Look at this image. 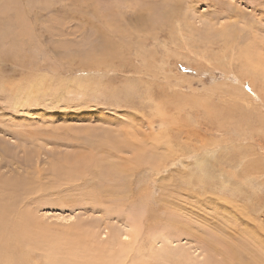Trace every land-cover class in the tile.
<instances>
[{"label": "rangeland", "instance_id": "rangeland-1", "mask_svg": "<svg viewBox=\"0 0 264 264\" xmlns=\"http://www.w3.org/2000/svg\"><path fill=\"white\" fill-rule=\"evenodd\" d=\"M15 1L28 25L19 33L9 5L0 0V144L15 158L0 173L22 176L37 167L48 182L52 162L95 154L88 148L93 137L114 136L128 149L94 156L123 168L112 182L89 174L33 194L40 197L34 215L60 237L36 233L37 239L20 246L25 252L10 246L12 263L102 264L119 247L95 241L106 240L107 229L121 234L135 210L143 214L139 243L124 264L149 251L154 263L144 264H173L159 256L165 245L170 252L183 248L192 264L210 254L220 257L206 248L202 238L208 237L245 246L243 254L256 253L264 264V76L245 69L256 55L264 57V0ZM109 21L112 33L128 40L120 57L76 56L99 40ZM108 35L119 42L121 35ZM257 41L260 50L252 45ZM136 144L146 156L137 163L129 148ZM101 183L114 186L122 199L112 194L91 205L85 196ZM184 202L189 211L203 209L202 217L186 213L179 207ZM111 208L117 210L109 214ZM172 213L200 238L165 226ZM154 237L162 240L152 243ZM44 239L58 244L56 252L37 249Z\"/></svg>", "mask_w": 264, "mask_h": 264}, {"label": "bare ground", "instance_id": "bare-ground-1", "mask_svg": "<svg viewBox=\"0 0 264 264\" xmlns=\"http://www.w3.org/2000/svg\"><path fill=\"white\" fill-rule=\"evenodd\" d=\"M5 1H6V5H9V10H11V12L9 14V16H10L9 18H11V20H13L14 23L16 24L17 29L20 31V32L19 31L18 32L19 33L27 32V29L25 27H27L28 24L26 23L25 13L19 7V3L17 1H15V0H5ZM61 7H62L61 5H58L54 10H58ZM136 12H137V10H136ZM140 12L141 11H139V13ZM33 16H40V13L34 12V15ZM146 17H147V15H146ZM104 21H106V20L104 19ZM105 25L108 28L107 29L106 27H104V31L106 33L105 32H99L98 33L100 35L99 40L96 41V42H93L91 44V48L88 51H86V52H80V53H76L75 52L76 56H78L82 60H86V59H89V58H91L93 60L94 59H101V58H106L107 60H111V59L120 57V52H121V49L120 48H123V46L126 45V43H127L128 40H127V38L124 35L122 36L120 33H119V35L112 33L114 31L113 28H112V25H113V22L112 21H109V22L105 23ZM231 25H233V24H231ZM22 28H24V29H22ZM99 28H101V27H99ZM217 33L219 35H221L220 32L217 31ZM226 33H227V30H226L225 34ZM230 33H229V35H231ZM105 34L106 35L109 34L110 36H113V35L114 36L115 35L120 36L121 35L119 37L120 40H118L119 42L114 43L113 41H111L112 39L110 40L111 37L109 38ZM223 34H224V32H223ZM16 36H17V34H16ZM204 36H205V34H204ZM220 38H222V37H220ZM223 39H225V38H223ZM255 39H256V37H255ZM231 40H235V39H231ZM208 41L209 40H207V42ZM216 41H214V42H216ZM224 41L226 42V40H224ZM229 41H228V44L231 43V42L229 43ZM212 43L213 42H211V44ZM255 43H256V41H255ZM258 43L259 42L257 41V44H252V43L251 44L252 45H255V47H256V45H259L260 44V43L259 44ZM259 48H261L260 45L258 46V49ZM255 49H257V48H255ZM255 49H254L253 52L256 51ZM228 50H230V49H228ZM225 52H226V50H225ZM244 52L245 51H242L241 52L242 55H244L247 58V60H249L248 58H251V56L247 57L249 54L247 52H245V53ZM238 54H239V52H238ZM262 56H264V55H262ZM230 58H231V56H230ZM261 58H264V57H261ZM261 58H260L259 55H256L255 56V60H254L256 63L255 62L251 63L252 61L251 62L250 61H247L246 64H248V66L246 65L245 66V69L247 67L248 68V72L250 74L259 75V76H262L263 75L264 76V59L262 60ZM251 60H252V58H251ZM244 71H246V70H244ZM262 79L263 78H261V81H262ZM262 82L264 83V80ZM113 137L114 136H112V137H105V136H103V137H93L91 140H89V142L87 141L88 142V145H89V147H88L89 149H91V148L92 149H97V152H94L95 154H92V153L90 154L91 151L90 152H86V153H83V154L78 155L75 158L74 161H72L70 159L67 160L68 159L67 158L68 156L66 155V157L63 156V157H65V159H63L62 161L52 162L50 164V166H49V172H50V175H52V176H51V179L48 182H46V181L44 182V180L42 182V178L41 177H42L44 171L40 170L37 167L36 168H31L28 171L26 170V175H24V174L21 173L22 176H19L17 174H13L12 176H6V175L4 176V174L0 173V264H13L12 263V258L7 253L8 252V248L10 246L11 247L12 246L13 247L14 246H18V247L25 246V245H23L24 244L23 242H26L27 240L29 241L30 239H37L36 233H41V234H46V235L49 234L50 236H54L56 238L59 235L58 233H56L54 231V230H57L56 228H53V226H51L50 224H47V223L43 222L42 221L43 219H40V221H39V219L34 215V207L33 206H34V203H36L39 200L40 197H36L37 196L36 195L35 198H33L32 197L33 194L39 193V192L46 194V191H48L49 189H51V188H53L55 186H59L61 183L62 184L63 183L64 184H66V183H72V182L76 181L77 179H80L81 176H87L89 174L92 177L98 176L99 179H109V181H110V180L114 179L115 176H117L118 173H120V172L123 171V168L121 166H116V165H113V164L112 165H110V164L109 165L108 164H104V163L100 162V160L98 158L94 157L99 152H103V153L106 152L107 155L110 152H113V154L114 153L115 154H118L121 150H123L125 148L128 149V147H125L127 144L126 145H123L124 143H121V141L119 139L113 138ZM117 137H118V135H117ZM129 148L134 151V154H133V158H134L133 160L134 161L132 160L133 162H136V163L137 162H141V160H143L146 157L145 154L142 152L143 148L141 146L139 148V147H137V144H136L133 147H129ZM0 150L2 151V152L0 151V167H2L3 165H7L9 162L11 163V161H13L15 159V158H9L7 156L8 150L6 152L4 145H1L0 144ZM72 154H74V153H72ZM124 170L127 171V168H124ZM261 174H262V172H261ZM109 181H107L106 183H108ZM110 182H112V181H110ZM102 183L98 187V189L96 191L97 193L90 192L87 196H85V198L89 201V203L91 205L94 206V204H96V205L97 204H100L102 201L106 200V197L107 196L112 195V194L114 195V198L115 199H119V198L122 199V197L119 196L118 191L115 190V187L114 186H112V185L111 186H108L109 183L107 185L105 183L104 184H102ZM114 183H116V181ZM41 195L42 194H40V196ZM169 196H171V195H169ZM173 196H175V195H173ZM89 197H92V199L89 200ZM94 198H95V200H94ZM167 198H163V199H167ZM205 199H206V197H205ZM207 199H208V197H207ZM197 200H196V202H197ZM199 201L200 200H198L197 203H200L201 204V202H199ZM202 201H203V199H202ZM205 201H208V200H205ZM116 203H119V202H116ZM208 203H210V201ZM124 205H125V203H124ZM188 205H190V204H188ZM194 206H195L194 208H197V205H194ZM144 207H146V206H144ZM179 207L180 208H183V210L186 211V213H190V215L193 216V217H198V219L202 217V215H201L200 212H202L201 210H203V209H201V207H200L201 210H199V211L196 210V209H194V210L191 209L189 211V209H188L189 207H187V204L185 202L181 206L179 205ZM202 207L204 208L205 205L202 206ZM206 208H208V207H205V209ZM116 210H117L116 208L115 209L114 208H111L108 212H110L109 214H111V213H114ZM177 210H179V209H177ZM134 211H133V215H130L129 217H126L128 219L125 221V224L123 226L124 229L121 230L122 231L121 234L117 230L107 229L106 230V233L109 234V237L108 238L106 237V240L101 241V242H96L95 241V244L97 246H100V244H101V245L106 246L108 248V244H109V246H113V245L116 244L119 247L118 250H112V253H110L107 256V259L105 260V262L102 261V264H122L124 261H126V259L128 257H132V255H130L131 250L133 249L132 247L135 248V244L137 245L139 243L138 242V235H139V232H140V228L142 227V225H141V219H142V215H143L142 213H141L142 214L141 215L140 213H137L136 211L135 212ZM176 212L178 213V211H176ZM238 212H240V211H238ZM240 214H241V212H240ZM148 216H150V212L148 213ZM147 219H149V218L147 217ZM164 222H165V226L166 225H169V226L173 227L174 229H176L180 233V235L192 236L194 234H197L196 232H194V229L192 230V227L190 226V224L186 223V221L184 219L180 218V215H179V217H176L175 214L173 215V213L172 214H169L167 221H164ZM44 224H47V225H44ZM239 224H240V221H239ZM214 225H216V223H214ZM246 226H247V224H246ZM75 229H77V228H74L73 230H75ZM196 230L199 231L198 229H196ZM245 233H248V232H245ZM245 233H243V234L245 235ZM67 234H63V235H67ZM81 234H83V232ZM157 234L158 233H154V235H157ZM251 234L252 233L249 232V235L250 236H248V238L249 237H253L255 239L257 238L256 236H254V234H252V236H251ZM162 235L168 241V243H170V242L171 243H174L173 240H170L169 237L166 234L165 235L162 234ZM214 235L212 234L213 238L214 239H217V238L214 237ZM91 236H94L96 238V235H94V234H91ZM59 237L60 236H58V238ZM69 237L71 238L72 236L70 235ZM75 237L78 238V236H75ZM179 237H181V236H179ZM193 237L200 238V237H198V235H194ZM237 237L238 236H236V239L238 241V238L239 237L238 238ZM70 238L68 240H70ZM218 238H220V237H218ZM241 238L242 237H240V239ZM179 239H181V238H179ZM223 239L222 238L221 239H218V241L220 240L219 243H212L211 241H209V240H211V237H208L206 239L207 242L202 238V240L205 242V245L207 246L206 248L207 249L208 248L211 249L214 253H217V255L219 254L220 257L217 258V257H215V254L214 255L213 254L212 255L210 254V258H208V260H207V257H206V260L207 261L204 260V262H201L200 264H263L262 261H261V259H259V256H257L258 254H256V253L253 254L251 251H249V256L247 254H243V249H244L245 246L242 247V246H239L238 244L235 245V242H231V241H228V240L226 241V240H223ZM153 240L154 241H152V243H156L158 241H161L162 238L154 237ZM212 241H214V240H212ZM256 241H258V240L256 239ZM75 242L77 244L78 241H75ZM259 242H262V241L260 240ZM20 244H22V245H20ZM163 245H165V244H163ZM31 246L32 245H30V247ZM57 246H58V244H57ZM57 246H54V242L50 243V241L48 242L46 239H44V242L40 243V245L38 246L37 249L39 250V249L42 248V250L43 249L45 250V248H47L49 250L52 249L53 252H56V248L55 247H57ZM21 247H20V250H23L24 248L21 249ZM57 248H59V247H57ZM66 249H68L69 251H71L70 248H66ZM165 249H166V251H164V253L163 254H160L159 256H160V258L161 257L164 258L167 262H171L173 264H188V263L189 264H192V263L189 262L188 254L186 253V251L183 248H179L176 251L170 252L168 250L169 249V246L168 245H165ZM97 252H98V250H97ZM149 252L148 253H142V256L141 257L140 256H139V258L137 257V259H135L133 262H132V259H131V261H129V262H131L132 264H144L145 262H150V263L153 262L154 263V260L151 257L152 254L149 253ZM19 253H22V252L19 251ZM207 253H209V251H207ZM210 253H211V251H210ZM13 255H15V254H13ZM57 255H60V254H57ZM20 256H18V257H20ZM61 256H63V255H61ZM68 256H66V257H68ZM21 257H20V259H22ZM69 257H68V260H69ZM98 258H99V256H98ZM215 258H217V260ZM260 258H262V257L260 256ZM66 259L67 258H65V261H66ZM23 260H24V258H23ZM21 263H22V261H21ZM51 264H53V263H51ZM81 264H82V262H81Z\"/></svg>", "mask_w": 264, "mask_h": 264}]
</instances>
